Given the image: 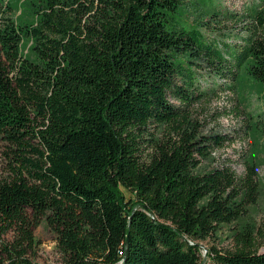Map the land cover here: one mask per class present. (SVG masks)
<instances>
[{"label": "trees", "instance_id": "obj_1", "mask_svg": "<svg viewBox=\"0 0 264 264\" xmlns=\"http://www.w3.org/2000/svg\"><path fill=\"white\" fill-rule=\"evenodd\" d=\"M42 2L28 22L0 0V264H34L42 219L62 264H200L197 240L255 203L257 183L250 164L195 172L225 140L190 129L209 95L195 67L235 83L246 64L264 82V0L215 13L242 22L232 42L190 26L182 0ZM234 241L211 264H264V216Z\"/></svg>", "mask_w": 264, "mask_h": 264}, {"label": "rangeland", "instance_id": "obj_2", "mask_svg": "<svg viewBox=\"0 0 264 264\" xmlns=\"http://www.w3.org/2000/svg\"><path fill=\"white\" fill-rule=\"evenodd\" d=\"M254 0H182L181 15L193 27L199 28L208 38L240 40L243 35L241 23L226 20L221 15L226 11L242 12ZM8 3V5L6 4ZM4 16L32 22L36 11L43 6L42 0H4ZM214 18V19H213ZM239 42V41H238ZM30 41L22 43V54L30 55ZM244 64L237 73L235 83L229 78L217 77L201 62L196 69L197 82L209 95L195 104L191 124L199 135H219L225 140L201 160L196 173H203L216 165L226 163L237 176L245 173L247 164L256 172V201L245 206L244 212L229 223H222L217 230L204 239L197 240L201 263L211 264L207 256L210 248L230 249L234 247L236 233L257 227L264 216V82L252 77ZM234 84V86H233ZM233 87H232V86ZM168 127H152L150 132L156 139L167 136ZM0 140V173L4 164ZM125 195L129 191L121 188ZM34 245L29 258L34 264H62L56 234L41 220L33 230ZM12 233L2 238L9 240ZM259 252L264 251V245Z\"/></svg>", "mask_w": 264, "mask_h": 264}]
</instances>
